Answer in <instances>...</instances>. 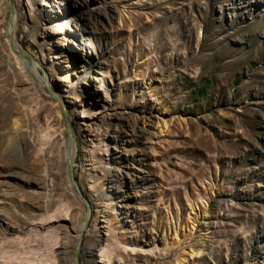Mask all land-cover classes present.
I'll list each match as a JSON object with an SVG mask.
<instances>
[{"label":"rangeland","instance_id":"374dc122","mask_svg":"<svg viewBox=\"0 0 264 264\" xmlns=\"http://www.w3.org/2000/svg\"><path fill=\"white\" fill-rule=\"evenodd\" d=\"M10 2L40 78L65 101L55 78L66 76L78 110L99 113L86 135L98 167L117 168L113 243L155 252L125 264H264V0ZM6 12L0 0V264H57L75 240L57 237L59 208L76 203L52 117L37 109L52 92L27 85L3 50ZM65 103L73 176L89 194Z\"/></svg>","mask_w":264,"mask_h":264},{"label":"bare ground","instance_id":"6f19581e","mask_svg":"<svg viewBox=\"0 0 264 264\" xmlns=\"http://www.w3.org/2000/svg\"><path fill=\"white\" fill-rule=\"evenodd\" d=\"M4 2L7 5V12L4 16V29H2L1 31L3 33V50L7 51V53L12 56L14 60H12V62H14L13 64H15L14 69H16V71L19 73L18 76L21 75L25 79L27 85L34 88L39 84L42 90L43 88H50L52 97H50L49 103L47 105H44L45 107L41 106V108L37 109L46 110V114L49 117H52L53 126L56 130L55 132L57 133L58 138L61 140V146H63V162L65 164L66 173V150L69 137L66 125L68 123L71 126V117L69 115L63 116V109H66L65 102H67V104L71 103L74 108L75 115L78 119H80L79 132L83 134V147L81 151L83 165L81 169L88 178L87 183L90 184L88 189L89 194L88 192L86 193V190L84 191L82 189L78 180L75 181L79 194L75 192L71 188L67 177L68 191L72 197V200L76 203V206L71 202L66 201L64 202V205H61V207L59 208L61 209V212L63 211L64 215L60 218H56L58 220L57 222L63 223L60 224L62 228L59 226L60 229L58 230L57 237H63L62 239L66 238V242H68L67 240L72 238L71 234L72 232H74L75 240L74 238H72L74 240V244L72 246L67 245V243V246L59 244L61 247L60 249H63L62 253H65L66 255L63 259L59 260L57 264H125V261L127 260L126 258L128 257L127 253H130L131 255L153 256L155 252L151 250L145 252L142 248H130L129 246L121 243H118L116 246L114 245L112 238L116 229H114V227L112 228L110 225L112 224L116 227L118 226L117 224H120L121 226V223L119 221L120 218H111L108 214V210H110L111 207H115V211L111 213V215L113 214V216H120L121 212L118 209H123V204L121 203L120 198L116 195L114 196L115 193H112V191H110L114 189V183L113 181L108 179L109 177L107 175L109 173L116 172L117 168L112 163H108V165L101 167V169L100 167H98L99 163L100 165H102L101 163L104 162L102 161V159L96 156L98 155V153L95 152L97 147L93 145L94 143L91 142L90 135H86L88 129L94 126L97 114L99 113L96 112L91 114L86 110H78V108H83V106L76 104L79 103L78 97L72 94L73 88L68 86V83L65 84L67 82L66 76L60 75L55 78L57 82L63 84L64 89L61 90V92L65 94V96L63 97L66 99L65 101L62 100L60 91H52L51 80L40 78V76L37 74V67L35 65V62L32 59H29L26 52H24L17 45L12 36V30L17 16L16 9L14 8L10 0H4ZM10 7L12 9V12H10ZM159 125L160 127L166 126L165 119L163 117L160 119ZM15 126L16 128H18L19 125L17 126L15 124ZM76 153L77 142L75 134L72 132V138L69 142V158L73 169L75 168ZM98 174H101V176L98 177ZM98 186L102 187V190L98 191ZM81 197L84 199L88 208H90L89 218L93 215L92 222L94 224V227L92 228L91 235L88 236V238L84 241L83 238L79 246H77L78 237L79 240L81 238L79 234L86 231L87 229V224L86 226H83V222L86 218L87 213L83 212L85 204L82 201ZM82 202L84 205L82 204ZM52 219L50 218V220ZM126 238H128V236ZM125 256L127 257L125 258ZM181 263L184 264L183 262Z\"/></svg>","mask_w":264,"mask_h":264},{"label":"water","instance_id":"95a60500","mask_svg":"<svg viewBox=\"0 0 264 264\" xmlns=\"http://www.w3.org/2000/svg\"><path fill=\"white\" fill-rule=\"evenodd\" d=\"M10 12H12V9L10 7ZM30 58V57H29ZM66 116V115H65ZM67 129H68V146H67V150H66V163H67V177H68V181H69V184L71 186V188L77 192H78V188H77V185H76V181L74 179V176H73V168H72V165H71V162H70V158H69V142L71 141V138H72V128L71 126L67 123ZM82 201L84 202V204L86 205V208H87V215H86V218L83 222V226H86V224L88 223V220H89V208L87 206V204L85 203L84 199L81 197ZM81 236V234H80Z\"/></svg>","mask_w":264,"mask_h":264}]
</instances>
